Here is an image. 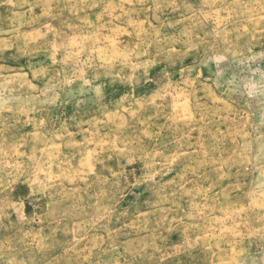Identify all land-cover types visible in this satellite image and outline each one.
Wrapping results in <instances>:
<instances>
[{"label":"rangeland","instance_id":"1","mask_svg":"<svg viewBox=\"0 0 264 264\" xmlns=\"http://www.w3.org/2000/svg\"><path fill=\"white\" fill-rule=\"evenodd\" d=\"M0 264H264V0H0Z\"/></svg>","mask_w":264,"mask_h":264}]
</instances>
